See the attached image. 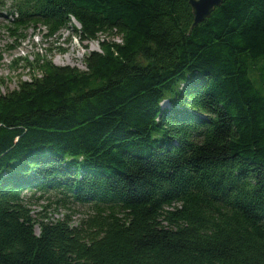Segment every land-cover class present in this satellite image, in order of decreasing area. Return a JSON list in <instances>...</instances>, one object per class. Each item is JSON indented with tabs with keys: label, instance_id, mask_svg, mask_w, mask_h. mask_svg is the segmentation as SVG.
I'll list each match as a JSON object with an SVG mask.
<instances>
[{
	"label": "trees",
	"instance_id": "1",
	"mask_svg": "<svg viewBox=\"0 0 264 264\" xmlns=\"http://www.w3.org/2000/svg\"><path fill=\"white\" fill-rule=\"evenodd\" d=\"M14 11L15 36L110 38L84 69L45 56L0 89V264H264V0H223L191 30L188 0ZM25 189L93 213L38 219Z\"/></svg>",
	"mask_w": 264,
	"mask_h": 264
},
{
	"label": "rangeland",
	"instance_id": "2",
	"mask_svg": "<svg viewBox=\"0 0 264 264\" xmlns=\"http://www.w3.org/2000/svg\"><path fill=\"white\" fill-rule=\"evenodd\" d=\"M0 5V89L6 91L18 85L21 80L29 79L35 69V64L42 57H49L56 64L74 65L81 69L86 68L84 56L91 50H99V42L108 35L100 34L96 39L82 40L72 27H61L49 34L47 25L36 21L21 27L22 35L11 34L6 25L16 15L12 12V0H4ZM73 23L78 25L75 20ZM119 40V36H114ZM263 62L261 59L260 64ZM259 64V65H260ZM168 101H162L167 105ZM25 202L32 214L38 219L55 220L70 217L72 224L78 223L93 213L88 204L73 201L61 202V194L55 191H39L25 189ZM35 232L39 231L36 223Z\"/></svg>",
	"mask_w": 264,
	"mask_h": 264
},
{
	"label": "water",
	"instance_id": "3",
	"mask_svg": "<svg viewBox=\"0 0 264 264\" xmlns=\"http://www.w3.org/2000/svg\"><path fill=\"white\" fill-rule=\"evenodd\" d=\"M222 1L223 0H188L193 14L189 30L208 17L214 7L219 5Z\"/></svg>",
	"mask_w": 264,
	"mask_h": 264
}]
</instances>
